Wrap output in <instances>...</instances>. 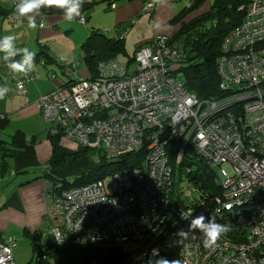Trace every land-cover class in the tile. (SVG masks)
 <instances>
[{
	"label": "built area",
	"instance_id": "obj_1",
	"mask_svg": "<svg viewBox=\"0 0 264 264\" xmlns=\"http://www.w3.org/2000/svg\"><path fill=\"white\" fill-rule=\"evenodd\" d=\"M159 1L144 0L143 12L153 13ZM240 8L242 19L217 61L220 98L202 100L185 89L177 72L184 54L162 35L134 49L132 72L129 62L110 58L94 77L38 98L49 135L101 149L110 160L142 154L137 166L83 185L46 181L42 237L93 247L107 264H154L161 257L174 264H264V0ZM33 75L10 71L8 81L24 94ZM172 161L180 166L176 189ZM200 161L218 192L194 178ZM199 215L231 229L205 247L204 234L189 229ZM14 247V237L0 233L3 264H15Z\"/></svg>",
	"mask_w": 264,
	"mask_h": 264
},
{
	"label": "crops",
	"instance_id": "obj_2",
	"mask_svg": "<svg viewBox=\"0 0 264 264\" xmlns=\"http://www.w3.org/2000/svg\"><path fill=\"white\" fill-rule=\"evenodd\" d=\"M90 1H95L93 8L80 12L72 21H67L61 13L41 11L36 17V29H31L26 19L21 23L9 18L14 15L13 0H0V7L7 10L0 14V38L14 35L17 49L28 48L29 52L47 55L44 64L34 58V75L24 94L17 93L14 84L8 81L11 70L7 62H0V87L8 88L5 98L0 99L1 120L6 122L0 129L2 146L8 145L16 131L23 132L27 140L32 136L38 139L30 154L3 156L4 150L0 148V233L15 239V264H27L32 258V234L41 233L42 241L49 240V237H42V233L47 226L45 183L48 180L45 174L51 144L48 132L44 133L47 124L42 118L38 98L59 85L91 75L82 44L92 30L104 31L109 37L124 33L123 51L112 58L120 63H131L138 45L148 43L155 35L171 37L187 20L170 22L186 0H160L153 13L143 12L144 0H112L114 7L108 5V0H84ZM79 17H84L85 22L80 23ZM4 55L0 52V58ZM22 55L18 53L11 59L19 60ZM66 68L69 69L67 73ZM37 264L83 263L75 254H68L44 256Z\"/></svg>",
	"mask_w": 264,
	"mask_h": 264
},
{
	"label": "trees",
	"instance_id": "obj_3",
	"mask_svg": "<svg viewBox=\"0 0 264 264\" xmlns=\"http://www.w3.org/2000/svg\"><path fill=\"white\" fill-rule=\"evenodd\" d=\"M112 0H108L110 5ZM248 0H186L179 13L170 21L178 22L186 18L174 35L168 37L169 43H175L182 50L183 65L181 63L177 72L181 74L184 87L194 93L199 99L213 100L223 94L219 90V75L217 61L221 54V47L225 37L241 21L243 10L240 8ZM95 1L83 2L81 12H89ZM14 8V6H13ZM45 13H61L57 8H42ZM7 10L0 7V14ZM84 60L92 77L96 75L97 65L123 51L122 39L109 37L104 31L92 30L82 44ZM46 53L35 55V59L46 58ZM3 57L0 58V62ZM70 83V82H68ZM6 122L0 120V129ZM51 144V156L47 161L46 180L52 183L61 182L63 188L83 185L85 183L104 178L115 171L137 166L142 158L141 152L127 153L118 159H107L101 149L78 146L70 151L60 143V136L47 135ZM37 137L29 140L21 131H16L8 145L0 141V148L4 150L3 156L15 153L30 154L34 151ZM96 155V156H94ZM95 157V158H94ZM77 165L79 168L71 180L68 179L67 169ZM172 165H174L172 161ZM194 178L201 188L214 192L215 184L210 170L200 161L193 170ZM193 178V179H194ZM41 233L31 235L33 256L27 264H37L42 257L75 254L83 264L93 259H102L100 252L88 245H56L49 237L48 241L41 239Z\"/></svg>",
	"mask_w": 264,
	"mask_h": 264
},
{
	"label": "clouds",
	"instance_id": "obj_4",
	"mask_svg": "<svg viewBox=\"0 0 264 264\" xmlns=\"http://www.w3.org/2000/svg\"><path fill=\"white\" fill-rule=\"evenodd\" d=\"M84 0H13L14 8L13 18L23 22L24 19L28 22V27L36 29V17L41 14L42 8H57L64 14L67 21H72L74 17L79 16ZM42 27V25H41ZM16 37L14 35H6L0 38V52L5 53L3 60L7 62V67L13 73H21L28 75L34 68V51L29 52L28 48L17 49L15 47ZM18 53H23L19 60L11 59ZM8 92L7 87H0V99H4ZM187 219L186 217H183ZM205 216L199 215L191 220L189 229L200 230L204 234V246L211 247L216 244L219 237L230 231L231 226L228 224H220L216 222V218L211 216L205 223ZM179 234L186 235V232L181 231ZM152 255H158V249L152 250ZM0 264H3L0 261ZM152 264V262H150ZM154 264H174L163 257L154 261Z\"/></svg>",
	"mask_w": 264,
	"mask_h": 264
},
{
	"label": "rangeland",
	"instance_id": "obj_5",
	"mask_svg": "<svg viewBox=\"0 0 264 264\" xmlns=\"http://www.w3.org/2000/svg\"><path fill=\"white\" fill-rule=\"evenodd\" d=\"M175 2H182V0H175ZM131 63H129V67H128V72H132L135 68V63L133 61H130ZM186 63H183V65H185ZM178 77L179 79L183 80L181 74H178ZM82 78V77H81ZM47 129H48V125L46 127V130H45V135H46V132H47ZM60 142L63 146L66 147V149H69L70 151L72 150H75L78 146L76 144L75 141L69 139V138H60ZM102 151V150H101ZM96 156V155H94ZM95 158V157H94ZM65 169H67V173H68V179L71 180L74 176V173H76V171L80 168L77 167V165L73 166V167H69L68 164L64 165L63 166ZM179 165H174V174H173V180L175 181V189L178 187L179 185V181H178V175H179V172H178V169H179ZM182 184V183H181ZM188 189L190 188L189 186H186ZM214 192H218L219 190L215 187L214 189ZM45 230V229H44ZM26 240V239H25ZM27 241V240H26ZM15 253V251H14ZM29 254H28V257L26 260L29 259ZM94 264H107L106 262H103V260L101 259H96L93 261Z\"/></svg>",
	"mask_w": 264,
	"mask_h": 264
}]
</instances>
